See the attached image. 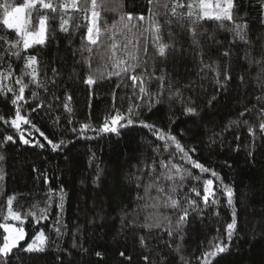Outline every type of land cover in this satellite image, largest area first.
Segmentation results:
<instances>
[{
  "label": "trees",
  "instance_id": "1",
  "mask_svg": "<svg viewBox=\"0 0 264 264\" xmlns=\"http://www.w3.org/2000/svg\"><path fill=\"white\" fill-rule=\"evenodd\" d=\"M2 2L3 0H0V3ZM8 2L19 5L23 0H8ZM53 2L59 3L60 0ZM114 6L116 5H107V7ZM148 7L147 0H123V8L120 11L134 16L141 14L147 16ZM243 9L244 23L250 30L249 35L255 46L254 50L259 53L261 45H264V7H261V0H244ZM101 17L102 20L107 19L110 24L117 18V13L102 10ZM0 19H2V10H0ZM31 21L35 23V13ZM161 22L163 23V20ZM50 23L58 26L59 21H50ZM167 27L166 25L165 31ZM207 27L208 32L200 37L205 51L204 59L207 60L211 55L213 59H219L223 67L225 58L219 54V51L228 47L231 37L228 33L217 30L215 38L223 41V44L214 45L207 40V35L215 26ZM171 30L178 51L169 52L165 59L159 57L149 44V62L150 64L155 62L157 72L160 68L166 70L173 81V90L179 88L185 99L191 97L195 105L200 108V115L199 117L183 115V105L180 101L177 98L169 100L166 94L163 97L164 103L156 105L150 112L141 109V118L167 128L169 117H174L175 123L171 124L172 133L177 135L186 147H196L198 151L193 158L217 170L226 183L234 186L237 196L240 197L237 203L238 228L243 229L239 234L240 238L234 239L230 251L218 256L213 264H216L217 260L219 264H264V233L261 232V228L264 227V141L257 132L254 157L249 158L246 155L250 140L247 128L232 127L225 131L231 120L239 118L238 114L245 106L254 103L253 93L259 94V87L253 79L257 74V68L254 66L250 68L244 61L245 46L235 45L234 48L239 50L234 51L231 56L232 80L227 91H220L217 101H214V106L210 108L207 100L216 92L211 73L208 79H200L197 55L199 49L192 45L187 31L182 30L175 22L171 25ZM72 31L70 27V32ZM85 32L83 21L71 39L68 34L59 32L57 27L55 40L50 41L38 57L48 63L49 76L53 66L61 72L57 81L61 86L56 93L61 100L53 102V107L47 109L49 114H45L46 109L39 110L40 116L32 113L33 122L50 139L71 141L68 149L60 152L52 151L43 137H39L36 133L34 135L45 144L44 149L23 145L17 138L15 144L9 143L3 150L6 157L3 163L5 179L0 181V210L5 214L6 198L11 194L16 195L14 209L19 208L22 212L32 209L38 212L46 206L50 190L63 187L67 192L63 214V222L67 228L60 237H57L52 228V218L58 212L55 203L51 205L49 220L35 224L29 217L24 224L28 238H31L38 228H43L49 237L48 250L34 260H27L21 254V259L13 260L11 264H129L124 257L119 256L120 251L132 256V264H142L143 250L139 248L136 237L137 234H145L147 230L127 228L125 224L132 218L133 213L139 212L138 222L143 223L146 213L157 210L141 209L140 206L145 201L137 200V195H144L145 181H141L142 186L137 188L133 174H136L149 158L157 156L154 149L161 147L163 142L157 141L149 130L139 126L122 129L119 136L104 135L94 139L78 138L77 134L71 131L73 127L78 129L82 123L90 122L93 126H100L112 106L113 90L116 92V107L121 111L126 110L128 107L126 94H130L131 91L130 87L116 88V77L111 80L106 79L102 84L92 88L83 82L87 69L77 49ZM0 35L14 38V33L4 29L2 24H0ZM127 35L130 39L133 36L132 33ZM165 39H168L167 36ZM117 40L122 41V37L117 36ZM143 43L144 41L141 40V46ZM77 61L81 62L77 63ZM73 72L76 75H73ZM241 75L245 78L243 87L240 86L238 79ZM189 82H195L196 85L203 84V89L199 87L195 90L185 89L183 85ZM66 90L72 96L71 114L62 106L63 94ZM40 93L44 95L42 89ZM50 99V96H45L46 104ZM13 111L10 101L0 95V114L8 115ZM56 116L60 117L58 124H54ZM69 116H71V124L68 123ZM240 119H248L251 123H256L253 113H248ZM2 132L14 134V130L7 126H0V133ZM221 132L223 135L216 137L217 142L210 143V137ZM180 133L183 135L181 136ZM237 133L240 136L239 141L235 139ZM88 135L96 134L89 132ZM26 138L30 137L26 135ZM237 145L239 151L234 150ZM161 152L164 158H167V151L164 148H161ZM225 161H228L232 167L225 166ZM188 167L194 175L207 178L208 174H201L198 169L191 168L190 165ZM97 168L102 170L99 185L93 182ZM145 176L147 177V173ZM193 184L198 188L202 186L200 182L189 179L184 192H188ZM151 195H156L155 189L152 190ZM194 195L193 193L192 196ZM224 200V197L220 198L219 216L215 215V208H206L199 213L190 214L184 228L182 245L183 252L190 259L191 264H197L195 257L200 255L214 238L218 236L224 238L225 225L230 222V209L226 207ZM159 212L171 214L170 209L160 208ZM218 228L219 232L216 231ZM152 233L154 236L152 254L156 255L157 251H160L162 255L167 256L169 250L164 244V241L169 239L167 233H163L161 229H152ZM156 233L161 235L156 236ZM73 243L83 245L88 252L73 248ZM95 251H100L103 257H96Z\"/></svg>",
  "mask_w": 264,
  "mask_h": 264
},
{
  "label": "snow or ice",
  "instance_id": "2",
  "mask_svg": "<svg viewBox=\"0 0 264 264\" xmlns=\"http://www.w3.org/2000/svg\"><path fill=\"white\" fill-rule=\"evenodd\" d=\"M109 4L116 6L107 7ZM147 4L149 5L147 16L143 14L134 16L120 11L123 8V0H60L59 3H54L53 0H23L19 5L3 0L0 3L2 10L0 24L4 29L14 33L12 39L7 35H0V95L10 101L14 109L8 115L0 114V126L14 130V134L0 133V181L5 179L3 163L6 157L3 150L7 144H15L17 138L23 145L44 149L45 144L34 135L36 133L39 137H43L52 151L60 152L68 149L71 141L64 139L54 141L33 122L32 113L40 116L39 110L46 109L45 114H49L47 109L53 107L54 101L61 100V97L56 95L61 86L57 82L61 72L53 66L49 76L48 63L38 57L49 42L55 40L57 27L59 32L68 34L71 39L83 21L86 32L81 37L80 47L77 49L87 69L83 82L92 88L102 84L106 79L111 80L116 77V88L130 87L131 91L130 94H126L128 100L126 110L121 111L116 107V92L113 90L112 106L100 126H93L90 122L82 123L78 129L73 127L71 131L76 133L78 138L94 139L104 135L119 136L122 129L139 126L149 130L157 141L163 142L161 147L154 149L157 156L149 158V161L133 174L137 188L142 186L141 181H145L144 195H137V200L145 201L140 206L141 209L157 210L146 213L143 223L138 222L140 213H133L132 218L125 224L127 228L147 230L145 234H137L136 237L139 248L143 250L142 264H191L190 259L183 252L182 245L184 228L189 216L206 208H215V215L219 216L220 198L224 197V203L230 209V222L225 225L224 238L221 239L219 236L214 238L209 246L195 257L197 264H213L218 256L230 251L234 239L240 238L239 234L243 230L238 228L237 203L240 197L237 196L234 186L226 183L217 170L193 158L198 151L196 147H186L181 139L172 133L171 124L175 123L174 117H169L167 128L141 118V109L150 112L156 105L164 103L163 97L166 94L169 100L177 98L180 101L185 116L199 117L201 111L191 97L185 99L179 88L173 90V81L164 68H160L157 72L155 62L150 64L148 48L151 44L156 54L166 59L169 52L178 51L171 30L173 22L182 30H186L192 45L199 49L198 76L201 80H205L211 73V80L216 87V92L207 100L211 108L214 106L213 102L217 101L219 92L227 91L232 80L231 56L234 51L239 50L234 46L237 44L245 46L243 59L250 68L253 66L257 68V74L253 79L259 87V94L253 93L254 103L245 106L239 112V118L231 120L225 131L232 127L237 129L241 126L246 127L250 137L246 155L252 158L257 146V132L264 141V45H261L259 53L255 52V46L249 35L250 30L244 23V0H147ZM261 7H264V0H261ZM102 10L117 13V18L109 24L107 19L102 20ZM33 13L36 14L34 24L31 21ZM56 20L59 21L58 26L50 23ZM166 25L168 27L165 31ZM209 25L215 26L207 35V40L214 45L223 44V41L215 38L217 30L228 33L231 37L228 47L219 51V54L225 58L223 67L221 61L213 59L211 55L207 60L204 59L205 51L200 37L208 32ZM70 27L73 29L72 32ZM127 33L133 34L131 39ZM117 36L122 37V41H118ZM141 40L144 41L143 46L140 44ZM73 75L76 73L73 72ZM238 79L240 86L243 87L244 76L241 75ZM183 87L190 90H195L196 87L203 89V84L196 85L195 82H189ZM41 89L43 96L40 93ZM45 96L51 97L47 104ZM71 100L72 96L66 90L63 94L62 106L69 114L73 111ZM248 113L255 115V124L248 119H240ZM59 120L60 117L56 116L54 124H58ZM68 123H72L71 116L68 118ZM89 132L96 135L89 136ZM26 135L30 138H26ZM180 135L182 136L183 133ZM222 135V132L215 133L210 137V143H216V137ZM235 139L239 141L238 133ZM161 148L167 151V158H164ZM234 150L239 151V145ZM224 163L225 166L232 167L228 161ZM188 165L198 169L201 174H208L207 178L194 175ZM101 172L102 170L97 168L93 181L97 185L101 180ZM45 179L47 180V177ZM189 179L200 182L202 186L198 188L193 184L188 192H184ZM153 189L156 192L155 196L151 195ZM15 200V194L9 195L6 198V214L0 210L2 216L0 264H11L13 260L21 259V254L27 260H34L48 250L49 237L43 228H38L33 236L28 238L23 225L29 217L35 224L49 220L53 203L58 209L57 215L52 218V228L57 237L63 236L67 228L63 222L67 192L63 187L50 190L46 206L38 212L32 209L24 212L19 208L14 209ZM160 208L170 209L171 214L159 212ZM152 229H161L163 233H167L169 239L164 241L169 250L167 256L162 255L160 251H157L156 255L152 254L154 251ZM216 231L219 232L220 229ZM261 232L264 233V227L261 228ZM155 235L160 236L161 233ZM26 238L29 242L22 244L21 242ZM177 240L179 243H174ZM72 247L88 252L87 248L77 243H73ZM94 255L103 257L100 251H95ZM119 256L132 264V256L126 255L124 251H120ZM216 264H219L218 260Z\"/></svg>",
  "mask_w": 264,
  "mask_h": 264
},
{
  "label": "rangeland",
  "instance_id": "3",
  "mask_svg": "<svg viewBox=\"0 0 264 264\" xmlns=\"http://www.w3.org/2000/svg\"><path fill=\"white\" fill-rule=\"evenodd\" d=\"M10 223H11V221H10ZM23 227L25 228V231H26V227H25L24 225H23ZM26 233H27V231H26ZM27 240H28V239L26 238V240H25V241H22L21 243H22V244H25V242H27Z\"/></svg>",
  "mask_w": 264,
  "mask_h": 264
}]
</instances>
